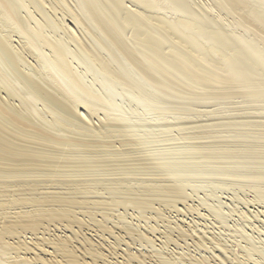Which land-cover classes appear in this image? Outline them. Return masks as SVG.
I'll list each match as a JSON object with an SVG mask.
<instances>
[{
	"label": "bare ground",
	"instance_id": "bare-ground-1",
	"mask_svg": "<svg viewBox=\"0 0 264 264\" xmlns=\"http://www.w3.org/2000/svg\"><path fill=\"white\" fill-rule=\"evenodd\" d=\"M130 1L135 8L127 5ZM209 1L212 3L207 6L206 0L207 9L203 5L202 12L195 8L200 4L196 6L198 3L193 1V5L190 0H0V196L12 187L19 192L16 196L21 192L25 195L20 199L14 196V200L7 194L13 199H0V211H4L0 217V264H228L253 252L264 259V248L256 241H250L244 255L234 256L226 242H215L216 238L209 242L211 251L219 252L212 262L207 257L197 262L187 258L185 262L174 254V259L169 254L170 258L153 260L151 253L150 257L127 251L118 254L123 235L114 237L116 247L103 245L102 240L98 242L91 234L82 235L81 229H74L85 225L76 212L87 206L89 195L101 196L100 190L110 194L106 200L114 196L112 202L107 201L109 205L102 204L103 195L102 203L96 200L101 205L94 204L102 207L98 213L108 222L113 218L110 211H118L125 204L144 213L157 212L158 219L164 218V208L175 207L186 199L185 187H202L210 176L219 180L233 178L234 185L264 178L262 166L257 167L256 173L245 170L250 160L260 156L264 160V144H253L255 139L247 142L255 130L264 134V122L168 124L175 115L182 119L211 115L210 111L196 109L200 101L264 100V0ZM164 5L174 13L163 7L161 10H168L176 18L157 13ZM214 7L242 33H231L224 29L225 25L220 27L219 13L218 19L213 15L218 24L213 21L212 26L208 25L207 14ZM194 130L216 139L225 134L222 138L231 141L226 139V145L204 148H197L200 144L196 147L179 143L186 137L182 132ZM195 139L190 140L193 145L197 136ZM212 157H221L232 167L208 172L202 164ZM256 185L249 187L258 189V198L263 201L264 192ZM40 187H44L41 192H51L37 197ZM138 189L142 192L137 197L123 196ZM155 200L165 207L155 208ZM43 201L48 208L42 210ZM16 204L22 209L41 204V210L10 212ZM89 206L87 209L92 207ZM121 216L118 229L125 235H136L135 240L149 244L153 251L157 249L153 238ZM88 221L95 229L98 224L100 229L102 226L112 232L103 226L104 220ZM52 222L69 230L70 236H55L48 242L50 236L46 239L45 234ZM145 224L142 229L148 226ZM153 227L151 232H157ZM181 227L173 226L174 232L188 236L190 229ZM27 234L31 236L26 237ZM171 234L164 235L166 241H162L161 250L172 240ZM74 239L80 248L73 245ZM197 240L205 246L204 239Z\"/></svg>",
	"mask_w": 264,
	"mask_h": 264
},
{
	"label": "rangeland",
	"instance_id": "rangeland-1",
	"mask_svg": "<svg viewBox=\"0 0 264 264\" xmlns=\"http://www.w3.org/2000/svg\"><path fill=\"white\" fill-rule=\"evenodd\" d=\"M194 1V3H198V4H196V6H198L199 4L201 5H199L200 6V8H199V6L198 7H195L196 8V10L198 11V9H199V11L201 10L202 11V9H201V7H206V5L207 6H210L209 5V3L211 2V1H209V0H207V4H205L206 3V0H193ZM193 1L191 2V0H190V2L191 3H193ZM203 3H202V2ZM130 3V4H129ZM133 3V2H132ZM194 3H193V5H194ZM202 3V4H201ZM212 3V2H211ZM210 3V4H211ZM134 4V3H133ZM129 7H133L134 5H132L131 4V1L130 2H128V4H127ZM192 5V6H193ZM204 5V6H203ZM162 7L163 8H165V9H169L170 11L169 12H171L172 10L168 7V6H161V8H159L160 10H158L159 12L160 11H166L165 9L164 10H161L162 9ZM204 7V9H207V7L205 8ZM133 8H135V7H133ZM194 8V9H195ZM198 8V9H197ZM215 8V9H214ZM213 9H214V11L213 10H211L212 11V13L210 12H208V18H210V19H208V25H209V23H210V26H212V22L213 21H216V18L218 19V16H217V13H219L218 15H219V24L217 23V21H216V23L218 24V25H220V27L221 26H223V25H225V26H227V28L225 27V26H223L222 28H224V29H227V31H229V32H233V33H242V31L239 29V28H237L236 30H235V28H234V26L232 27L231 26V23H230V18H227L218 8H216V7H214ZM168 11V10H167ZM166 11V12H167ZM204 11V10H203ZM202 11V12H203ZM206 11V10H205ZM210 11V10H209ZM217 11V12H216ZM219 11V12H218ZM157 12V11H156ZM157 12L158 14H162V16H164V17H167V18H172V19H174V17L176 18V15H174V14H172V13H166L165 14V12L163 13V12ZM173 12V11H172ZM207 12V11H206ZM174 13V12H173ZM216 13V14H215ZM168 14V15H167ZM170 15V16H169ZM174 15V17H172V16ZM210 15H212L211 17H210ZM213 15H215V17L216 18H214V16ZM223 15L225 16V18L223 17ZM177 16H179V15H177ZM224 18V20H223V18ZM222 19V20H221ZM229 19V20H228ZM221 21V22H220ZM228 22V23H227ZM215 23V22H214ZM214 23H213V25H214ZM230 23V27L231 28H234V29H229L228 28V24ZM233 30H235V31H237V32H234ZM231 32V33H232ZM243 34H244V32H243ZM234 100V99H233ZM217 101V102H219V103H217V102H213V100H210V101H200V102H198L197 104H199L197 107L198 108H196L197 110H199V111H210L211 112V115H208V116H204V117H193V118H190V119H182V118H180V116H177V115H175V116H172L171 117V121H169L168 122V124L169 125H178V124H181V123H185V124H187L186 126H191L192 124H195V123H197V124H195L194 126H196V125H203V124H212V123H218V124H225V123H229V122H239V121H241V122H239V123H243L244 121L245 122H248V121H250V120H252V122H254V121H257L258 120V122H261V123H263L264 122V100H262V101H253L252 99H249V100H242V99H240V100H234V101ZM230 102V103H229ZM205 107V108H204ZM214 112V113H213ZM241 115V116H240ZM100 117L102 116V114H100L99 115ZM97 117V116H96ZM179 117V118H178ZM217 117V118H216ZM174 118V119H173ZM97 119V118H96ZM194 119V120H193ZM186 120H189V122H187ZM248 120V121H247ZM161 121V120H160ZM175 121V122H174ZM180 121H181V123H180ZM183 121V122H182ZM212 121V122H211ZM244 122V123H245ZM156 123H158V122H156ZM159 123H164V122H159ZM158 123V124H159ZM171 123V124H170ZM191 123V124H190ZM166 124H167V122H166ZM195 131H197V130H194V132L193 131H185V132H182V136L184 135V136H186V137H188V138H186L185 137V139H184V141H182V143L181 142H179L180 144H182V145H185V144H187V145H190V146H198L199 144V147H197V148H204V147H214L215 145H219V147L220 146H223V145H226V144H228L231 140H230V138H222L223 136H227V135H225V134H221V138L219 139V138H217L216 139V137H214V138H212V137H209L208 135L207 136H205V134H204V136H202L203 134H202V132L200 131V130H198L197 132H199V133H197V132H195ZM256 131V133H258V131L257 130H255ZM191 132H192V134H191ZM254 132V131H253ZM196 134V135H194V134ZM201 133V134H200ZM255 133V132H254ZM253 133V134H254ZM255 133V134H256ZM199 134V135H198ZM216 134L218 135V131L216 132ZM252 133H251V136L249 135V139H247L248 141V143H249V141L252 139V140H258V137L257 136H259V135H261L260 133H258V135H256L255 136V134L253 135ZM192 135H194V136H192ZM201 135V136H200ZM223 135V136H222ZM229 135H231V134H229ZM228 135V136H229ZM183 136V137H184ZM192 136V137H191ZM196 136H197V141H198V143H197V141L196 142H194L196 145H193L191 142H193L194 141V139L196 138ZM216 136V135H215ZM263 136H264V134L263 135H261V137L259 138L260 140H258L257 142L254 140L252 143L254 144V143H261L260 145H262V144H264V138H263ZM204 137H205V139H204ZM252 137H254V138H252ZM255 137H257V138H255ZM199 138H201V139H199ZM203 138V139H202ZM210 138V139H209ZM263 138V139H262ZM199 139V140H198ZM215 139V140H214ZM229 141H227V140ZM232 139V138H231ZM261 139L263 140L262 142H259V141H261ZM188 140H189V142H188ZM190 140H191V142H190ZM196 140V139H195ZM186 141V142H185ZM205 141V142H204ZM226 141V142H225ZM233 141V140H232ZM211 143H212V145H211ZM218 143V144H217ZM250 143H251V141H250ZM249 143V144H250ZM198 144V145H197ZM204 144V145H203ZM252 144V145H253ZM203 145V146H202ZM214 145V146H213ZM201 146V147H200ZM215 147H218V146H215ZM215 158V157H214ZM214 158L212 157L211 159L210 158H208V160L207 159H204V161H203V163L204 164H202V166L203 167H205L206 168V170L208 171V172H216L217 171V167L218 168H227L228 166L229 167H232L231 165H228L227 166V162L224 160L223 161V159L221 158V157H218L219 158V160H217L218 158H216L215 160H217V162L214 160ZM261 156L260 157H256V158H254L253 160H250L249 162H250V165H248V167H247V169H245V170H247L246 172H248V173H253V171L255 172V170L256 169H258V168H260L261 166L262 167H264V164H262L263 163V159L261 158ZM257 159V160H256ZM214 160V161H213ZM221 160H222V162H221ZM212 163H211V162ZM220 161V162H219ZM225 162V163H224ZM206 163H207V165H206ZM218 163V164H217ZM209 164H210V166H209ZM223 165V166H222ZM213 166V167H212ZM216 166V167H215ZM225 166H227V167H225ZM258 167V168H257ZM261 167V168H262ZM210 169V170H209ZM213 169V170H212ZM245 170H244V172H245ZM243 172V171H242ZM256 173V172H255ZM258 176V175H257ZM139 179V178H138ZM143 179V178H142ZM146 179H148V178H146ZM149 179H151V178H149ZM158 179V178H157ZM216 177H208V181H207V183H205V185L203 184L202 185V187L201 186H199L200 184H195L194 186H199V187H185L184 188V192H185V194H187L186 195V199H184L182 202H180V203H177L176 205H175V209L176 210H174V208L173 207H169V206H167L166 208L167 209H165L164 208V210H165V212H163V216H164V218L163 217H159L158 219H157V217H158V215H156L157 214V212H150V214H149V212H146V213H144V212H141V210H139V209H137V208H134L135 206H133L132 204L130 205V204H125L124 206L125 207H123V206H120V207H118L119 209H118V211H117V208H115L116 209V211H110L113 215H112V217L115 219V221H114V219L112 218V221H110V222H108V220H105V219H103V217H101L102 216V213L101 212H99L98 213V210H100L102 207L100 206V208L99 207H96L97 205H94L95 203H97L98 204V206L99 205H101V204H99V203H102V204H106L107 203V201L110 199V201H108V203L109 202H112L111 201V199H113V195H111L112 197L110 198V197H108V199L106 200V198H107V195H108V193L106 194V192H102V190H100L99 192L100 193H102V195H103V201H102V198H100L101 196H99V195H95L94 196V194L93 195H89L88 197V199H87V196H84V200L86 201V199L88 200V204L90 205L92 202H94V203H92L90 206H92L95 210H93V208L90 210V209H87L88 207L87 206H89L88 204H87V206L86 205H84V206H86L84 209L83 208H80V210L79 209H77V211L79 210L80 212H76V213H78V215H79V218H81V219H83L84 221H85V225H83V227L82 228H78V227H76V226H74V229H76V231H79L80 229L82 230V235H84L85 233V235H89V236H91L92 235V237H93V239H97V241L98 242H100V240H102L101 241V243L104 245V244H106L107 243V245L109 244V245H111V246H116L117 247V240H116V238H114V237H116V236H118V234L119 235H123V238L125 239H123V238H120L121 240L120 241H122V243L120 242V244L118 243V246H120L119 248H117L118 250H117V253L118 254H120V253H124V252H130V253H132V254H137V255H146V257H150L151 255H152V257H150L151 259H153V260H157V259H159L160 257H166V258H170V259H174V257L175 258H179V257H182L183 258V260L185 261V262H187L189 259H191L192 261L193 260H195L194 262H197V261H200V259L201 260H205V258H206V260L207 261H209V262H212L213 260L212 259H215L214 258V255H218L219 254V252H217V251H211V244H209V242H214L215 240H217V241H215V242H221L222 244H225V242H226V245L227 246H229V248L231 249V251H232V253H233V255L235 256H237V254L239 255V256H241V255H244L245 253H246V249L247 248H245V247H249V243H250V241H252V242H255L256 241V243H258V245L261 247V248H264V200L263 201H260L259 200V196H258V191H256V190H258V189H255V188H252L253 186H255L256 184V186H261L260 188V190L261 191H263L264 192V178H255L254 180H252L253 182H248V183H246L245 184V182H242V183H244V184H239V185H234L235 184V181H234V179L233 178H225V179H221V180H219V179H217ZM214 180H216V181H214ZM222 180H223V183H222ZM227 180V181H226ZM230 180H231V183H230ZM221 181V182H220ZM263 181V182H262ZM216 182V183H215ZM234 182V183H233ZM256 184H255V183ZM219 183V184H218ZM228 183H230V184H228ZM250 183V184H249ZM253 183V186L251 185ZM242 185V186H241ZM243 185H245L244 187H243ZM249 185L250 186H252V187H249ZM133 187H137V185H132ZM208 186V187H207ZM248 186V187H247ZM135 187V188H136ZM231 187V188H230ZM241 187H243V188H241ZM44 188V187H43ZM43 188L41 189V187H40V189H39V191H37L36 192V194H37V197L39 196L38 194H40V196H45V194L49 191V192H51L49 189H44V190H46L45 192L43 191V192H41L42 190H43ZM196 188V189H195ZM259 188V187H258ZM13 189V190H12ZM12 189L10 188L9 190H11L10 192H8L7 194H11V197H14V196H16V193H19V192H15V191H17V189L16 190H14V187H12ZM194 189V190H193ZM71 190V189H70ZM139 190V189H138ZM259 190V191H260ZM19 191V190H18ZM212 191V192H211ZM71 192V191H70ZM69 192V193H70ZM141 192L142 191H137V190H135V191H131L130 193H127V194H125V195H123L125 198H134V197H137V195H141ZM13 193V194H12ZM14 193H15V195H14ZM45 193V194H44ZM192 193V194H191ZM256 193V194H255ZM7 194H5L3 197L5 198V199H2V200H12L13 198H11L9 195H7ZM42 194V195H41ZM48 194V193H47ZM47 194H46V196H47ZM106 194V195H105ZM20 195H21V197H20ZM22 192H21V194H17V196L19 197H17L16 196V198H18V199H20V198H22ZM201 195V196H200ZM246 195V196H245ZM9 198H8V197ZM23 196H25V195H23ZM39 196V197H40ZM80 196V195H79ZM91 196H92V198H95L94 200L93 199H91ZM97 196V197H96ZM108 196H110V194L108 195ZM134 196V197H133ZM1 197L2 196H0V199H1ZM2 197V198H3ZM122 197V196H121ZM202 197V198H201ZM16 198L14 197V200H16ZM97 198V199H96ZM101 200H100V199ZM237 198V199H236ZM246 199H248V200H246ZM253 199V200H252ZM43 200V199H42ZM81 200H83V198L81 199ZM90 200V201H89ZM96 200H98L99 201V203H98V201H96ZM96 201V202H95ZM102 201V202H101ZM105 201V202H104ZM87 202V201H86ZM184 202V203H183ZM44 203V201L43 202H41V204H42V210L43 209H45V207L46 208H48V206L46 205H44L43 204ZM106 204V205H109V204ZM187 203H189L190 204V206L187 204ZM41 204H39L40 206H41ZM179 204V205H178ZM39 205H35L34 207H32L31 206V208H34V209H29V206H26L25 208H27V209H24V207H23V209L24 210H26L27 212H29V211H35V209L36 210H41V208H39L40 206ZM153 205L155 206V208H163V207H165V206H163L164 204H162L161 205V203H159V202H157L156 200L155 201H153ZM161 205V206H160ZM89 206V207H90ZM188 206V207H187ZM257 206V207H256ZM13 207H14V209H13ZM13 207H11L12 209H11V211L10 212H17V210H20L21 209V211L23 210L21 207V205L20 206H17V204H16V206L15 205H13ZM16 207V208H15ZM18 207V208H17ZM35 207H37V208H35ZM183 207H185L184 209L185 210H183ZM161 208V209H162ZM177 208H179V210H177ZM87 209V210H86ZM97 209V210H96ZM132 209H135L134 211L132 210ZM169 209V210H168ZM188 209V210H187ZM191 209H192V211H191ZM23 210V211H24ZM173 210V211H172ZM33 211V212H34ZM85 211V212H84ZM123 211V213H125V214H123V213H121ZM133 211V212H132ZM138 211V212H137ZM140 211V212H139ZM177 211V212H176ZM185 211V212H184ZM0 212H2V213H0L1 215H0V217L2 216V214H3V212L4 211H0ZM6 212H9V210H7ZM19 212V211H18ZM93 212H95L96 213V215H95V217H94V213ZM109 212V211H108ZM116 212H117V214H116ZM168 212V213H167ZM187 212V213H186ZM255 212V213H254ZM261 214H260V213ZM80 213V214H79ZM84 213V215H82ZM89 213V214H88ZM91 213H93V214H91ZM121 215H123V217H125V219H126V221L127 222H132L131 224L132 225H134L135 226V228H137L138 227V229L142 232V230H143V232L142 233H144L145 235H147L149 238H151V240H152V238H153V242H152V244L154 243V246H155V248H157L155 251H153V248H151V246L149 245V244H146V243H143V242H139V241H137L138 239L136 238L137 236L135 235V236H129V235H125V233H123L122 231V229L120 230V228L118 229V224L117 223H119L117 220H118V217L119 216H121ZM132 213V214H131ZM140 213V214H139ZM143 213V214H142ZM178 213V214H177ZM201 213V214H200ZM206 213V214H205ZM243 213V214H242ZM250 213V214H249ZM98 214V215H97ZM115 214V215H114ZM138 214H139V216H138ZM257 214V215H256ZM5 215V214H4ZM3 215V216H4ZM90 215V216H89ZM93 215V216H92ZM119 215V216H118ZM125 215V216H124ZM134 215H136V216H134ZM140 215H141V217H143V215H144V217H143V219L145 220V222H146V224H148V226H146L145 228H146V230H145V228L144 229H142L143 227L142 226H144V220L140 217ZM154 215V216H153ZM167 215V216H166ZM191 215V216H190ZM204 215V216H203ZM207 215V216H206ZM248 215V216H247ZM81 216V217H80ZM89 216V217H88ZM134 216V217H133ZM146 216V217H145ZM188 216V217H187ZM95 218V220H97V221H101V223H103L104 221H106V222H104L103 223V226H106V227H109L110 229H111V231L113 232H108L106 229H104L102 226H101V229H103V230H106V231H104V232H106V233H104L103 232V230H101L100 229V226L98 225V224H94L95 226H96V229L98 228V230H96L95 229V227L92 225V223L90 224L89 223V225L87 224L89 221H88V219L90 220V219H93V218ZM116 217H117V219H116ZM122 217V216H121ZM132 217V218H131ZM137 219H136V218ZM167 219H166V218ZM170 217V218H169ZM205 219H204V218ZM98 218V219H97ZM140 220H139V219ZM146 218V219H145ZM207 218V219H206ZM209 218V219H208ZM262 218V219H261ZM87 219V220H86ZM132 219V220H131ZM148 219H149V222H148ZM154 219L157 221H154ZM169 219H170V221H169ZM182 219V220H181ZM8 220V219H7ZM104 220V221H103ZM137 220H139V223H138V221ZM167 220V221H166ZM175 220V221H174ZM180 220V221H179ZM0 221H1V219H0ZM3 221H5V219L4 220H2V222ZM103 221V222H102ZM134 221V222H133ZM154 221V222H153ZM161 221H163V222H161ZM172 221V222H171ZM244 221V222H243ZM170 222V223H169ZM194 222H196V223H194ZM53 223V225H49V224H52ZM52 223H48V225H49V231H47V234H45V238L46 239H48V237H49V240H48V242H50V240H53V239H55L56 237H66V236H70V234H69V230H66L63 226H61L60 224H57V223H54V222H52ZM138 223V224H137ZM150 223V224H149ZM155 223H157V224H155ZM163 223L165 224H168V225H163ZM173 223H174V225H173ZM202 223V224H201ZM228 223V224H227ZM111 224H113V225H111ZM137 224V225H136ZM145 224V225H146ZM58 225V226H57ZM158 225V226H157ZM161 225H163V226H161ZM171 226V228L170 227H168V226ZM190 225V226H189ZM203 225V226H202ZM90 228H89V227ZM154 226V227H153ZM155 226H156V228H155ZM166 226V227H165ZM173 226H174V228L175 227H177V226H182L181 228H186V231L188 230V229H190V230H188L187 231V233L188 232H190V234L188 235V236H182V235H180L179 233H177V232H174L175 231V229H173ZM197 226V227H196ZM226 226V227H225ZM55 227V228H54ZM85 227V228H84ZM87 227L89 228L88 230H87ZM93 227V228H92ZM113 227H114V229H113ZM153 227V229H156L157 230V232L155 233V232H151V228ZM158 227V228H157ZM163 227V228H162ZM195 227V228H194ZM211 227V228H210ZM57 228V229H56ZM164 228H166L165 230H164ZM169 228V229H168ZM188 228V229H187ZM60 229V230H59ZM78 229V230H77ZM86 229V230H85ZM138 229H136L137 231H139ZM170 229H172V230H170ZM201 229V230H200ZM214 229V230H213ZM80 230V231H81ZM91 230H93V231H91ZM102 231V233H101V231ZM113 230H115V231H113ZM146 232H145V231ZM149 230V231H148ZM171 231V232H169V231ZM185 230V229H184ZM193 230V231H192ZM208 230V231H207ZM221 230V231H220ZM245 230V231H244ZM52 231H54V232H52ZM91 231V232H90ZM100 231V232H99ZM139 231V232H140ZM148 231V232H147ZM159 231V232H158ZM161 231H163V232H161ZM164 231H165V233H164ZM173 231V232H172ZM210 231V232H209ZM211 231H212V233H211ZM223 231V232H222ZM58 232V233H57ZM85 232V233H84ZM92 232H94V234L96 235H93V233ZM96 232H98L97 234H96ZM120 232H121V234H120ZM172 233L171 234V238H172V240L170 239V241L169 242H167V246H166V249H164V250H161L160 248L162 247V245L161 244H163V242L164 241H166V239H165V236H167L166 235V233ZM198 232V233H197ZM207 232V233H206ZM216 232V233H215ZM79 234H80V232H78ZM152 235H151V234ZM154 233H155V236H154ZM159 233V234H158ZM48 234H50V235H48ZM53 234V235H52ZM56 234V235H55ZM69 234V235H68ZM91 234V235H90ZM101 234H103V236H100ZM113 234V236H111ZM116 234V235H115ZM174 234H176V235H174ZM177 234H178V236L180 237H176L177 236ZM191 234H192V236H191ZM213 235V237H212V235ZM217 234V235H216ZM161 235V236H160ZM165 235V236H164ZM197 235V236H196ZM202 235V236H201ZM214 235H216L215 237H214ZM237 235H239V236H237ZM31 235L30 234H27L26 235V237H30ZM56 236V237H55ZM129 236V237H128ZM154 236V237H153ZM160 236V237H159ZM201 237V238H199V237ZM211 236V237H210ZM98 237H100V239L98 238ZM120 237H122V236H120ZM131 237V238H130ZM163 239H162V238ZM186 237V238H185ZM195 237V238H194ZM196 237H198V238H196ZM206 237V238H205ZM208 237H210L209 239H211V238H215V239H213V241H210L209 239H208ZM241 237V238H240ZM248 239H247V238ZM52 238V239H51ZM102 238H104V239H102ZM155 238V239H154ZM157 238V239H156ZM175 238V239H174ZM177 238V239H176ZM217 238V239H216ZM240 238V239H239ZM244 238V239H243ZM261 238V239H260ZM111 239V240H110ZM132 239V240H131ZM135 239H137V240H135ZM197 239H204V243H205V246L203 245H201L200 243H199V241L197 240ZM207 239V240H206ZM248 241H247V240ZM76 240H78V239H76ZM116 240V241H115ZM134 243H132L131 241ZM134 240V241H133ZM181 240V241H180ZM184 240H186L187 242H184ZM196 241V243H195V241ZM212 240V239H211ZM241 240V241H240ZM105 241V242H104ZM124 241H127V242H125L124 243ZM163 241V242H162ZM172 241V242H171ZM173 241H174V243H173ZM193 241H194V243H193ZM207 241V242H206ZM223 241H224V243H223ZM230 241V242H229ZM47 242V241H46ZM47 242V243H48ZM109 242V243H108ZM115 242H116V244H115ZM228 242V243H227ZM74 243L76 244V245H74ZM78 243V244H77ZM100 243V244H101ZM124 243V244H123ZM127 243V244H126ZM138 243H139V245H138ZM171 243V244H170ZM180 245H179V244ZM182 243H183V245H182ZM200 244L201 245V247H199L200 245H198L197 246V244ZM209 245H208V244ZM262 243V244H261ZM143 244V245H142ZM208 245V247H207V245ZM73 245L74 246H77V247H81V244H79V241H75V239L73 240ZM128 245V246H127ZM131 245L133 246V247H131ZM135 245V246H134ZM262 245V246H261ZM126 246V247H125ZM142 246V247H141ZM145 246V247H144ZM194 246V247H193ZM241 248H240V247ZM104 247H106V245L104 246ZM124 247H125V249H124ZM131 247V248H130ZM139 247H141V248H139ZM147 247V248H146ZM233 247V248H232ZM48 248V247H47ZM129 250H128V249ZM137 248V249H136ZM151 248V249H150ZM159 248V249H158ZM199 249V251H198V249ZM208 248V249H207ZM138 249H139V251H138ZM170 249H171V251H170ZM174 249V250H173ZM205 249V250H204ZM242 249V250H241ZM124 250V251H123ZM144 250V251H143ZM236 250V251H235ZM245 252H244V251ZM121 251V252H120ZM132 251V252H131ZM135 251V252H134ZM141 251V252H140ZM165 251V252H164ZM187 251V252H186ZM197 251V252H196ZM212 252V254H211V252ZM242 251V252H241ZM155 253V255H153L154 253ZM159 252V253H158ZM162 254H161V253ZM183 252V253H182ZM207 252V253H206ZM216 252V253H215ZM235 252V253H234ZM237 252V253H236ZM150 253H151V255H150ZM153 253V254H152ZM167 253V254H166ZM218 253V254H217ZM242 253V254H241ZM254 253V252H253ZM253 253H250L247 257L244 255L243 257H236V259H237V261L235 260H230V262L228 263V264H238V263H240V264H247V263H249V264H262V263H264V259H263V257L261 256V255H257V253L254 255ZM160 255V256H157V255ZM165 254V255H164ZM170 254V255H169ZM173 254L175 255L174 257H173ZM183 254V255H182ZM187 254V255H186ZM205 254V255H204ZM170 257H169V256ZM192 255V256H191ZM250 255H251V259H250ZM118 256V255H117ZM120 256V255H119ZM196 256V257H195ZM211 256V257H210ZM255 256V257H254ZM205 257V258H204ZM258 257H259V259H258ZM187 258H189V259H187ZM199 258V259H198ZM204 258V259H203ZM211 258V259H210ZM232 258H233V256H232ZM240 258V259H239ZM198 259V260H197ZM245 259V262H242L243 260ZM255 259V260H254ZM239 260V261H238ZM241 260V261H240ZM248 260V261H247ZM234 261V262H233ZM247 261V262H246ZM113 262V261H112ZM238 262V263H237ZM242 262V263H241ZM256 262V263H255ZM262 262V263H261ZM214 262H212V264H213Z\"/></svg>",
	"mask_w": 264,
	"mask_h": 264
}]
</instances>
